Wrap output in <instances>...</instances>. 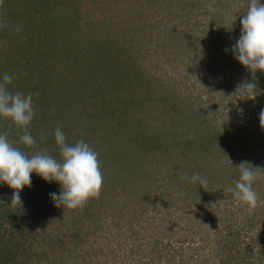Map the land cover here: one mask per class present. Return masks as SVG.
Here are the masks:
<instances>
[{
    "label": "trees",
    "instance_id": "1",
    "mask_svg": "<svg viewBox=\"0 0 264 264\" xmlns=\"http://www.w3.org/2000/svg\"><path fill=\"white\" fill-rule=\"evenodd\" d=\"M240 1H244L245 6H248L249 0ZM240 1L143 0L140 3V0H132L136 8L133 10L128 6L127 12L131 14L130 17L124 23L121 21L116 23L115 28H111L116 29L120 24L119 33L124 41V43L121 41L125 57L122 60L121 74L116 73L112 77H97V79L91 74L92 77L87 79H78L74 77L75 72L80 71L77 74L83 75L84 71L92 66L88 61L93 58L89 55H94V50L89 48L88 54L82 55L78 60L69 58L72 51L63 53L58 47L48 56L47 51L53 48V43L49 42L50 33L48 32L45 38L46 42L43 41L38 26L49 21L57 24L56 31L61 30L64 26L62 24L64 16L67 15L68 19L69 14L72 13H77L78 18L84 23L88 19L80 8L82 0H0V75L4 72L14 73V79L7 87L12 92H32L34 106L37 109L30 127L38 143L36 149L25 148L24 150L31 155L34 150L47 149L50 154L59 159V149L53 139V132L59 126L65 132L69 142L74 143L84 139L99 154L102 173H108L107 176H111L108 177L110 180L106 179L107 181L105 180L102 184L105 190H108L112 184L114 187V183L123 181L119 179L120 173L122 175L132 173V164H135L137 160L133 154L138 155L137 152L143 154L151 152L150 157L153 159L157 155L163 157L164 161L172 165L173 168L170 169L174 172L175 181L181 173L183 176L186 172L189 174L199 172L207 178L206 187L214 185L210 178L214 176L212 177L214 179L217 175L212 173L217 174L220 169L213 164H205L200 154L212 145L229 144L236 130L228 128L227 131L214 130L211 133L204 129V132L202 130L199 133L203 135L202 137L196 136V139L194 137L191 139L189 133H194L192 127L197 121H192L187 104L184 105L180 97L169 91L168 85L164 83L159 85L155 82L160 80L152 74L149 67L151 65L147 68L145 61L147 57H150V52L142 55L141 61H138L139 57L136 59L134 56V48L142 49L144 44L136 46L137 44H134L131 38L136 31L144 34L147 29H153L149 41L154 43L151 48L154 52H158L159 47L160 50L170 51V54H176L174 61L179 58V53L187 58L192 54L195 58L206 54L208 61L215 62L220 59H213L215 49H223L227 44L225 42L234 45L240 35V15L246 10L245 8L241 13L238 11ZM143 2L146 3L143 4ZM152 10H155L156 15L162 16L160 21L156 22L154 15L149 17ZM228 14L237 15L236 21L230 22ZM200 15L203 16L206 25L214 29L213 32L204 31L199 36L198 32L189 26L193 21L191 18L195 19ZM168 23L171 24L168 26ZM231 23H233L232 26ZM87 24L95 29L99 27L91 20ZM215 44L217 47L214 46ZM127 50H130V53L126 54ZM153 51L152 54H154ZM226 52H224L225 56L234 57L233 54L229 55ZM40 53L44 54L45 58L50 57L51 61L46 62V65L35 61ZM207 60L203 61L202 66L207 64ZM227 61L224 60L225 64ZM106 63L111 64L110 61L104 64ZM17 65L19 66L16 67ZM75 65L78 66L75 67ZM34 68L36 70L32 72ZM74 68L76 69L72 74ZM249 74L252 77L250 72ZM256 76L260 77L258 86H261L259 91L263 93V97L256 98V101L264 105V73L257 71ZM111 83L115 86H111ZM103 85L109 88L105 91ZM117 86L119 90H123L121 97L116 96L119 91L115 92L118 89ZM144 86L150 88V92L158 87L161 90L160 97L156 98L150 92H145ZM85 95L87 97L84 100ZM148 100H152L150 105L160 103L162 112L168 111L166 117L169 122H163L165 117L159 114L154 115L152 123L149 120L150 114H146L141 122L131 119L129 124L130 108L135 107L137 103L144 109ZM258 109L257 116L253 117L254 124H258L261 115L264 114V108L258 107ZM155 122L159 125L158 127L153 125L156 124ZM125 123H128V128ZM3 129H9L10 138L14 141L19 139L20 130L13 127L6 119H0V130ZM41 133L47 135L46 140H40ZM260 137L264 140L263 132ZM243 139L249 141L251 137L243 136ZM124 140L130 144L124 145ZM18 146L24 148L23 145ZM259 146L261 149L262 144ZM253 156L255 160L256 155L245 154L239 165L241 162H247L264 171V157L261 166L253 160ZM105 157L110 158L107 164ZM257 157L262 158V156ZM176 167L179 168L177 172H175ZM235 167L237 166H234L233 175L237 179L239 170ZM261 177L264 179L263 173L257 176L253 184L257 191H261L258 186L264 189V185H260L259 182L260 179L262 180ZM194 186L198 187L199 193L205 192L198 184ZM115 189L110 191L112 195L118 194ZM58 190L59 186L56 183H46L33 173L31 186L20 191L22 203L19 206L15 201L12 202L13 190L6 184H0V264H69V253L73 255L72 257L81 258V254L75 250L81 249L86 244L81 226L85 224L86 219L90 218V205L94 197L90 198L82 208H62L56 206L49 198L50 192ZM155 250L153 245L151 259L148 258L144 262L147 264L163 262L164 256L158 252V248L156 252ZM258 250L259 257L262 258L264 249L258 248ZM236 253L241 254L242 257L238 254L234 256L229 253L217 254V264H254L251 259L243 257L241 252ZM85 255L86 252L83 253V256ZM155 258L158 259L157 263ZM258 262L262 264L260 263L262 261Z\"/></svg>",
    "mask_w": 264,
    "mask_h": 264
},
{
    "label": "rangeland",
    "instance_id": "2",
    "mask_svg": "<svg viewBox=\"0 0 264 264\" xmlns=\"http://www.w3.org/2000/svg\"><path fill=\"white\" fill-rule=\"evenodd\" d=\"M140 1L142 3L143 0ZM245 5L244 1H240L238 7L240 13L247 9ZM128 6L133 10L136 8L132 0H82L80 8L88 19L84 23L78 18L77 13H72L69 14L68 19L67 15L64 16L62 21L64 26L61 30L56 31L57 24L49 21L38 26L43 41L46 42L45 38L48 32L50 33L49 42L53 43V48L47 51L48 56L58 47L63 53L72 51L69 58L78 60L82 55H87V50L90 48L94 50V55H89L93 58L88 61L92 66L88 67L89 64L88 70L84 71L83 75L77 74L80 71H76L74 77L87 79L94 76L97 79V77H112L116 73L121 74L122 60L125 58L122 48L124 41L119 33L120 24L116 29L111 28H115L116 23L121 21L124 23L130 17L131 14L127 12ZM153 15L156 22L161 20L162 16L156 15L155 10L149 13V17ZM191 19L193 21L189 26L197 31L199 36L204 31H214L206 25L202 15ZM89 20L99 27L95 29L88 25ZM153 31V29H147L144 34L136 31V34L130 37L134 44H137L136 46L144 44L142 49L134 48L136 50H134V56L136 59L139 57L138 61H141L140 57L150 52V57H147L145 61L147 68L151 65L152 67H149L152 74L160 80L155 82L168 85L169 91L180 97L184 105L187 104L192 121H197L192 127L195 134L189 133L190 138L202 137L203 135L199 133L202 130L204 132V129L212 133L214 130L227 131L228 128L236 130L234 137L227 145H212L207 151H201L200 155L205 164H213L220 169L217 174L212 173L217 175L214 179H212L214 176L210 178L214 185L203 186L205 192L202 193H199L195 184L191 185L183 179L181 176L183 173L179 174L178 180L175 181L174 172L170 169L172 165L164 161L163 157L157 155L153 159L150 157L151 152L150 154L139 152H137L138 155L133 154L137 160L135 164H132V173L123 175L120 173L119 179L123 181L114 183L117 189L113 187V184L108 190L102 186L99 196L94 197L90 205V218L86 219L85 224L81 226L86 244L81 249L75 250L81 254V258L72 257L73 255L69 253V264H96L97 262L100 264L104 262L105 264H147L144 261L151 259L153 245L155 252L158 248V252L164 256L163 262L160 261L161 264H217V254L229 253L231 256L238 254L242 257L236 252H241L243 257L251 259L254 264H258V261L264 264V254L261 258L258 253V248L264 249V189L258 186L261 191L256 190L259 202L255 208L242 204L227 190L235 186L234 166H239L245 154L256 155L255 160L253 156V160L263 165L264 140L260 135L262 132L264 134V114L261 115L263 118L261 117L258 124H254L253 118L258 114V107L264 108V105L256 101V98L263 97V93L259 91L261 86H258L260 77L258 78L256 73L255 75L251 73L252 77H250L249 70L241 66L234 57L224 55L226 49H231L233 45L231 43L225 42L229 45L228 48H224L225 45L223 49H215V55L212 58L216 60L220 58L215 62L208 61L206 54L198 55L196 58L192 54L187 58L182 53H179V58L174 61L176 54L172 55L170 51L160 50V47V52L151 50L154 43L149 40ZM125 53H130V50ZM226 53L232 55L231 51ZM37 57L35 61L43 62V65L51 61L50 57L45 58V55L41 53ZM223 57H225L224 60H228L227 64L221 60ZM206 60L207 64L202 66L203 61ZM104 61H110L111 64H104ZM35 68L32 72L36 70ZM75 69L72 70V74ZM146 81L148 82L147 79ZM246 82L257 85L255 95L251 90H246V95L237 90ZM110 85L115 86L112 83ZM119 86L115 92L119 90ZM103 88L106 91L109 87L103 85ZM144 91L150 92V88L144 86ZM150 93L157 98L160 97L161 90L157 87ZM122 95L123 90H119L116 96ZM86 97L87 95L84 100ZM151 101H146L144 109L137 103L135 107L130 108L129 124L131 119L141 122L146 114H150L149 120L152 123L154 115L159 114L165 117L163 122H169L166 117L168 111L162 112L161 104L158 102L150 105ZM125 124L128 128V123ZM153 125L159 126L157 123ZM243 136L251 137V139L248 141L243 139ZM125 143L127 145L129 142L124 140V145ZM260 144H262L261 149H259ZM105 158L107 164L110 158ZM236 158L241 160L237 161ZM178 169L176 167L175 172ZM102 174L103 182L111 177L107 176L108 173ZM259 182L260 185H264L263 178ZM114 189L118 194L110 193ZM84 252H86L85 256H83ZM155 261L157 263L158 259L155 258Z\"/></svg>",
    "mask_w": 264,
    "mask_h": 264
},
{
    "label": "clouds",
    "instance_id": "3",
    "mask_svg": "<svg viewBox=\"0 0 264 264\" xmlns=\"http://www.w3.org/2000/svg\"><path fill=\"white\" fill-rule=\"evenodd\" d=\"M228 15L230 22L236 21L237 15ZM240 28L235 44L226 51H231L234 58L253 75L257 71L264 73V0H249L247 9L240 15ZM14 76L8 72L0 75V119L8 120L21 134L14 141L10 138L9 129L0 130V184H6L13 190L12 202L20 206V191L31 186L32 174L35 173L44 182H54L59 186L58 191L49 193L56 206L82 208L90 198L98 197L102 188L99 154L84 139L69 142L63 129L57 126L53 139L59 149V159L47 149L34 150L29 155L24 149H36L38 143L30 127L37 109L32 92L9 90L7 85ZM256 87L255 83L246 82L237 90L245 95L246 90H251L255 95ZM46 139L47 135L41 133L40 140ZM235 169L239 170V176L234 181L235 186L227 190L242 204L255 208L259 196L253 184L264 171L247 162H241ZM183 179L201 187L208 183L199 172H186Z\"/></svg>",
    "mask_w": 264,
    "mask_h": 264
}]
</instances>
